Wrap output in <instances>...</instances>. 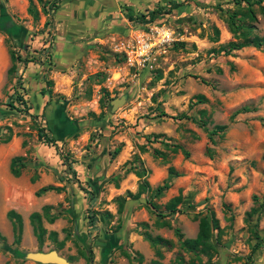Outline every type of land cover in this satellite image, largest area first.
I'll use <instances>...</instances> for the list:
<instances>
[{
	"label": "rangeland",
	"instance_id": "1",
	"mask_svg": "<svg viewBox=\"0 0 264 264\" xmlns=\"http://www.w3.org/2000/svg\"><path fill=\"white\" fill-rule=\"evenodd\" d=\"M51 1L32 0L35 17L29 0H0V264H41L19 255L37 250H56L70 264H87L79 250H91L89 264H130L122 248L140 253V264H151L158 257L143 230L171 240V247L159 246L163 264H174L179 254L192 264L174 228L195 237L198 221L192 216L199 212L213 213L219 230L212 234L216 251L194 258L195 264H244L248 256L264 264V46L231 54L219 50L239 39L227 17L246 3L57 0L53 6ZM174 3L178 7L171 10ZM158 7L166 13L152 22L128 19ZM254 9L249 36H263L264 10ZM140 42L146 51L141 55ZM10 51L21 57L12 74ZM123 95L112 109L111 101ZM215 125L226 128L212 133ZM38 127L56 145L39 139ZM174 144L188 156L173 151ZM155 149L167 159L155 156ZM17 155L25 157L26 167L13 176L9 164ZM132 167L147 170L150 185L138 199L126 195L142 181ZM165 181L169 186L155 197ZM46 185L57 190L36 196ZM179 193L183 201L171 214L166 203ZM150 201L158 211L150 209ZM45 205L57 217L52 222L42 217L47 233L38 242L29 214ZM253 208L250 222L257 223L262 239L257 248L246 221ZM9 209L22 217L18 244ZM158 214L172 227L157 225Z\"/></svg>",
	"mask_w": 264,
	"mask_h": 264
},
{
	"label": "trees",
	"instance_id": "2",
	"mask_svg": "<svg viewBox=\"0 0 264 264\" xmlns=\"http://www.w3.org/2000/svg\"><path fill=\"white\" fill-rule=\"evenodd\" d=\"M56 1V2H55ZM240 1V0H239ZM238 1V2H239ZM246 4L244 6V10L240 9L238 11L233 12L232 14L228 15L227 21L228 24L232 30V32L235 34L236 38H239L237 41H230L226 45H222L219 47V50H223L226 54H231L234 50H239L246 46H254V47H262L264 46V35L263 36H253L250 37V31H251V24H248V20H255V9L254 7L257 5L259 6L260 10L263 11L264 7L262 6L264 4V0H243ZM51 3H53V6H56L57 0H52ZM178 7V4H171L170 8L171 10ZM219 7V6H218ZM163 7H158L156 10H152L148 14L140 13V14H129L128 19L130 21H136L140 24H145L154 21V19L157 17V14H163L166 13L163 11ZM168 11V10H167ZM28 12L31 13L33 16H37L35 9L33 8V2L32 0H29V6H28ZM216 34L218 33V30H215ZM180 45L183 47L185 45L184 42H176L174 46ZM10 59H11V66L8 68V73L12 74L16 70V64L18 61H21V57L17 55L14 51H10ZM26 60H24L25 62ZM48 83H51L48 81ZM106 93L102 97H104ZM196 98L199 101H202L204 99V96L197 95ZM20 101L23 103V110L27 112L29 107L26 106L25 100L20 96ZM104 99V98H102ZM12 109H15L17 111H21L22 109L18 106H15L12 102L8 104ZM201 115H205V111H201ZM202 116V117H203ZM204 123L205 120L201 119ZM226 128L225 125H215L214 129L212 130V133L220 132L222 133L224 129ZM155 138L159 137V135H154ZM38 137L41 139L44 143L48 145H56L55 138L48 135L45 132L44 127H38ZM10 139V136H6L1 140V142H8ZM165 145L168 147L169 145ZM178 149H182V147L178 144H174L172 150L176 151ZM119 151V147L115 149L114 153H117ZM185 156H188V151L185 149H182ZM154 155L157 157H160L162 160H166L167 155L166 153L155 149ZM64 164H67L68 167L71 169V163L63 162ZM26 167V161L25 157L23 155H17L13 156L10 160L9 169L13 176H19L21 174V170ZM133 168V167H132ZM134 169V168H133ZM135 170V169H134ZM169 174L172 175L175 173L174 168L170 166L168 168ZM136 174L140 177H142V181L138 184L137 191L135 193L131 192L130 190H127L126 195L129 196L132 199H138L143 192H146L150 189L149 182L145 178L147 170L144 168L135 170ZM72 173L75 174V170H72ZM36 179L35 176L31 177V181H34ZM169 186L168 182L165 181L164 184L157 186L153 192V195L159 196L162 194L163 190L166 189ZM51 190H57L56 186L53 185H46L42 186L39 189L35 191L36 196H41L43 193L51 191ZM183 201L182 195L179 193L172 198L168 200L166 203V209L169 213L173 214L176 211H178V205L181 204ZM124 197L119 198V208L118 211H121L123 207ZM150 209H152L154 212L158 211V206L153 202L150 201ZM52 209V206L45 205L42 207L41 212L33 211L29 214V220L31 225L33 226V232L36 236L38 242H42L44 239V235L47 233V230L42 224V217H44L48 222L54 221V219L57 217L55 214H51L50 210ZM255 212V209L253 208L251 212H248L249 217L246 218V221L249 223V229L251 232V235L256 239V242L254 244V248H257L260 242H262V239L260 238L258 232H257V223L250 222V217ZM108 216H110V213H106ZM6 215L8 219L12 223V229H13V235L14 240L13 243L18 244L20 242V237L22 233V227H23V221L21 214L16 212L14 209H9L6 212ZM162 218H158L156 221V224L159 226H167L172 227L171 223L163 219L164 215L158 214ZM89 219H91V223H94L95 221V215L90 214ZM193 220L198 221V231L195 235V237L187 238L184 237L183 233L178 227L174 228V234L178 238L179 245L181 249L184 252H187L191 255H193L194 258L201 259V255H205L208 257H211L212 254L216 251V247L214 243L212 242V234L214 229L219 230L218 226V220L215 218L213 213H211L210 217H207V215H203L202 213H195L192 216ZM145 227L147 226L144 224ZM143 237L149 242V244L154 248L155 255L158 257V259L152 260L151 264H163L159 260V258L162 257V252L159 248V246H165V247H171L172 242L169 239H166L160 235H152L147 230H143L141 233ZM55 231L49 232V237H52L54 240L56 236ZM2 236H0L1 238ZM3 238V237H2ZM59 245H63V241L58 242ZM90 254H87L85 250H79V255H81L87 262V264L92 262V253L91 250L89 251ZM18 255V252H16ZM122 254L130 261V264H140L142 260V255L140 253H134V255L127 252L124 248H122ZM194 258H191L190 261L192 264H195ZM248 259L250 262H244V264H253L251 262V256H248ZM137 262L135 263V261ZM174 264H184V258L180 254L176 256L175 263Z\"/></svg>",
	"mask_w": 264,
	"mask_h": 264
},
{
	"label": "water",
	"instance_id": "3",
	"mask_svg": "<svg viewBox=\"0 0 264 264\" xmlns=\"http://www.w3.org/2000/svg\"><path fill=\"white\" fill-rule=\"evenodd\" d=\"M126 99V96L123 95L121 98H116L111 101L112 109L121 104ZM116 101H120L116 105ZM22 258L33 260L41 264H70V262L63 256L59 255L56 250L41 251L37 250L34 252L19 253Z\"/></svg>",
	"mask_w": 264,
	"mask_h": 264
},
{
	"label": "bare ground",
	"instance_id": "4",
	"mask_svg": "<svg viewBox=\"0 0 264 264\" xmlns=\"http://www.w3.org/2000/svg\"><path fill=\"white\" fill-rule=\"evenodd\" d=\"M143 42H145L144 40H143ZM146 44V42L144 43V45ZM140 45H141V47H140V49H139V54L141 55V54H143V53H145V52H142L144 49H143V45L141 44V42H140ZM120 101H116V105H118L117 103H119Z\"/></svg>",
	"mask_w": 264,
	"mask_h": 264
}]
</instances>
